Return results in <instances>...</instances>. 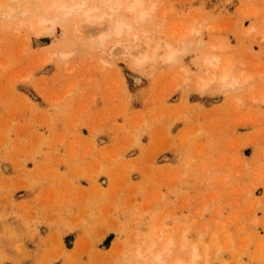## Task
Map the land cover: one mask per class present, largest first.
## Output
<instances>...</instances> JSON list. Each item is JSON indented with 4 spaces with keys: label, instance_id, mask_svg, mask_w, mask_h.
I'll use <instances>...</instances> for the list:
<instances>
[{
    "label": "rangeland",
    "instance_id": "1",
    "mask_svg": "<svg viewBox=\"0 0 264 264\" xmlns=\"http://www.w3.org/2000/svg\"><path fill=\"white\" fill-rule=\"evenodd\" d=\"M29 1L0 0V264H157L148 248L169 238L171 264L187 263L184 232L211 246L209 264H264V74L238 92L200 87L213 55L264 72V1L145 0L153 18L133 32L190 47L143 67L108 53L115 39L100 52L80 14L60 24L53 2L86 0ZM45 14L51 34L33 26Z\"/></svg>",
    "mask_w": 264,
    "mask_h": 264
},
{
    "label": "bare ground",
    "instance_id": "2",
    "mask_svg": "<svg viewBox=\"0 0 264 264\" xmlns=\"http://www.w3.org/2000/svg\"><path fill=\"white\" fill-rule=\"evenodd\" d=\"M10 0H7V3L9 2ZM11 1H14V0H11ZM20 1H22V0H20ZM32 1V0H31ZM31 1H29V2H31ZM35 1H37V0H35ZM41 1H43V0H41ZM60 1V0H59ZM87 1V0H86ZM86 1H84L82 4H74V5H71V6H69V5H67L65 2H62V3H60L59 4V2L57 3V2H53L54 3V5H57V6H54L53 4V6H52V9H54V7H57V11L59 12V13H61V15H58V14H56V13H58V12H56V13H54L55 12V10L52 12V11H50V12H52V13H54L55 15H58V18H59V16H60V18L61 17H63V19L61 18V21L63 20H65V21H68L69 19V17L70 16H73L74 14L76 15V17H77V14H80V16L79 17H82L84 20V22H82V23H85L84 25L82 24V23H77L76 25H80V26H82L83 27V29L84 30H91L92 31V34L94 35V37H96V38H94L95 39V41H96V44L95 45H97L96 46V48L99 46L100 48L98 49L100 52L102 51L103 52V50H105L106 49V46H107V43H108V41H110V40H112V39H115V41L113 42L114 43V45H111L106 51L108 52V53H110L111 55H113V53H114V51L113 50H115L116 49V47H118V48H121L122 49V51L124 50V52H127V54L128 53H131V56L133 55L134 57H136V58H134L136 61V64L138 65V66H142V65H144L149 59L151 60V61H154V60H152V59H161V58H164V62H167V63H175V62H177V59L179 58V56L186 50V49H188L190 46L188 45V42L186 41L187 39L186 38H184L185 40H182V41H185V42H182V41H179L180 42V44H181V42H182V45H180L179 44V47H177L178 46V43L177 44H173L172 42H161V41H157L156 43H154L153 44V40H154V38H155V36H152V35H150V34H148L147 32H143V28L145 27H143L142 28V33H141V28H140V30H136V31H140V33L141 34H139L138 32H133V31H135L134 29H135V26H136V24H139V23H141L142 24V26L144 25V23L146 24H148V18L150 17L151 19L153 18V17H151V13L153 12L154 13V10H155V5H153V4H150L149 6H147L148 4L145 2V0H129V2L126 4V6H124L123 5V2L121 1V3H120V1L118 0V1H116V0H103L101 3H100V5H102V7H100V6H98V5H95V4H87L88 2H86ZM264 0H262L261 2H263ZM5 2H6V0H5ZM15 2H17V0H15ZM48 1H46V3L45 4H47V5H49L48 3H47ZM51 2V1H50ZM67 2V1H66ZM126 2V1H125ZM24 3H26V2H24ZM36 3H38V2H36ZM42 3V2H41ZM55 3H57V4H55ZM103 3V4H102ZM9 4V3H8ZM12 4V3H11ZM15 4V3H14ZM21 4V3H20ZM32 4V3H31ZM262 4V3H261ZM19 5V4H18ZM22 5V4H21ZM30 5V4H29ZM40 5V4H39ZM46 5V6H47ZM264 5V4H263ZM9 6V5H8ZM28 6V5H27ZM27 6H25V7H27ZM35 6V5H34ZM50 6V5H49ZM15 7H17V6H15ZM22 7V6H21ZM21 7H18V8H21ZM38 7V6H37ZM43 7V5L41 6V8ZM254 7V6H253ZM252 7V9H254L255 10V12L253 11V12H249L252 16L251 17H253V15L255 16V15H257L258 14V10L259 9H262V8H256V6H255V8H253ZM17 8V9H18ZM22 8H24V7H22ZM34 8H36V7H34ZM39 8V7H38ZM44 8V7H43ZM126 9V11H128V12H130V14H135L136 16V20L137 21H135V23H134V20H133V23L132 22H130V20L128 21V20H126V19H121L120 17H119V13H120V11L122 10V9ZM4 9H6V7L4 8ZM9 9V8H8ZM17 9H16V11H17ZM40 9V8H39ZM45 9H46V7H45ZM51 9V8H50ZM49 9V10H50ZM51 9V10H52ZM263 9H264V7H263ZM263 9H262V14H263ZM7 10V9H6ZM30 10V9H29ZM46 10H48V8L46 9ZM246 10V9H245ZM250 10V9H249ZM257 10V11H256ZM11 12L13 11V9L12 10H10ZM36 11H38V10H36ZM39 11H41V10H39ZM38 11V12H39ZM125 11V10H124ZM252 11V10H251ZM260 11V10H259ZM20 12V11H19ZM22 12L23 11H21L20 12V14H22ZM38 12H36V14L38 13ZM44 12V11H43ZM49 12V11H48ZM261 12H259V13H261ZM10 13V12H9ZM15 13V12H14ZM18 13V12H17ZM23 13H25V16H27L28 17V15L26 14V12H23ZM33 13V12H32ZM152 13V14H153ZM248 12H247V14H248V16H250V14H249ZM4 14V13H3ZM5 14H7V13H5ZM12 14V13H11ZM16 14V13H15ZM47 14V13H46ZM45 14V15H46ZM53 14V15H54ZM245 14H246V12H245ZM38 15V14H37ZM44 15V14H43ZM74 15V16H75ZM7 16V15H6ZM9 17H11L10 15H8ZM7 16V17H8ZM19 18H20V20L18 19V17H17V20H19V22H23V21H21L22 19H21V17H23V16H19V15H17ZM24 16V17H25ZM31 16V15H30ZM35 16V15H34ZM33 16V17H34ZM41 16V15H40ZM47 16V15H46ZM51 15L49 14V17H50ZM247 16V17H248ZM258 16V15H257ZM261 16V15H260ZM6 17V18H7ZM13 17V16H12ZM23 17V18H24ZM26 17V18H27ZM32 17V18H33ZM49 17L47 16V18L49 19ZM56 17V16H55ZM53 17L52 16V18L51 19H47V18H43V17H41V18H39L38 19V17H36V19H38L39 21H37V22H35L36 20H33L36 24V26L35 25H33L34 27H36L37 28V30H38V32H43V34H44V31H45V34H51L54 30H52L53 28H54V25L56 24V23H58V18L56 17ZM78 17V18H79ZM130 17V16H129ZM133 17V16H132ZM131 17V18H132ZM256 17V16H255ZM1 18H3V17H1ZM60 18H59V21H60ZM71 18V17H70ZM249 18V17H248ZM10 19V18H9ZM8 18H7V20H9ZM67 19V20H66ZM255 19H257V18H255ZM261 19V18H260ZM6 20V21H7ZM82 20V19H81ZM131 20V21H132ZM61 21H60V24H61ZM62 21V23L64 24L65 22H63ZM152 21V20H151ZM261 21V24H262V21H264V18L262 17V20H260ZM8 22V21H7ZM11 22H12V19H11ZM16 22V21H15ZM18 22V23H19ZM25 22V21H24ZM22 23V24H24V28L26 27L25 26V23ZM27 22H29L28 24H29V26H30V23H32V22H30V21H27ZM33 22V23H34ZM48 22H51V24H49V25H47V23ZM259 22V21H258ZM32 23V24H33ZM10 24V23H9ZM32 24H31V26H32ZM82 24V25H81ZM140 24V25H141ZM257 24V23H256ZM51 25V26H50ZM255 25V24H254ZM257 25H259V24H257ZM263 25H264V23H263ZM263 25H261V27L260 28H262V26ZM51 28H49V27ZM23 28L22 27V25H20V23H19V28ZM81 27V28H82ZM264 27V26H263ZM27 28H29V30H30V32L34 29V28H30V27H28L27 26ZM27 28H25V30L27 31ZM35 28V29H36ZM138 28V27H137ZM250 28H252V27H250ZM35 29H34V31L33 32H37V30L35 31ZM200 28H198L197 30H199ZM253 29H255V31L253 30ZM253 29H251V31L253 30L254 32H256L257 33V31L258 30H256V28H253ZM15 30H16V28H15ZM146 30V29H145ZM191 30V33L192 34H190L189 33V35L188 36H190V35H194V34H196L197 35V33L198 34H200V32L199 31H197V30H193L192 28L190 29ZM47 31V32H46ZM51 32V33H49V32ZM193 31H197V33H193ZM250 30L248 31V34L251 32ZM252 31V32H253ZM16 32L17 33H19L18 32V30H16ZM190 32V31H189ZM253 32V34H255ZM262 32V31H261ZM260 32V33H261ZM32 33V32H31ZM89 33V32H88ZM259 33V36L258 35H256V37L258 38L257 40H259V42L261 43V45L264 47V30H263V32L260 34ZM36 34H38V33H36ZM40 35L42 34V33H39ZM38 34V35H39ZM248 34H247V37H248ZM252 34V35H253ZM252 35H251V37H252ZM16 36H18V35H16ZM15 36V37H16ZM245 37H246V35H244ZM19 37V36H18ZM184 37V36H183ZM255 37V38H256ZM23 38V37H22ZM127 38L129 39V40H127ZM157 38V37H156ZM254 38V37H253ZM183 39V38H182ZM256 40V39H255ZM126 41H128V43H124V42H126ZM28 42V41H27ZM26 43V42H25ZM152 44V45H151ZM26 45H28V44H26ZM151 46H153L152 48H150ZM181 47V48H180ZM147 48H150V52L149 53H147L148 52V49ZM162 48H164L163 50L165 51V55L164 56H162V53H163V50H162ZM179 48V49H178ZM216 48H218L219 50H223V51H229V47L228 46H226V43H220V45H218ZM147 49V50H146ZM217 49V50H218ZM105 51V52H106ZM147 51V52H146ZM68 53V54H67ZM67 53H63L62 54V56H64V54H67V58H68V55L69 56H71V53L69 54V52H67ZM66 56V55H65ZM162 56V57H161ZM231 57L232 56H229V57H226L225 59H222V57L220 56V55H213V56H211V57H208L207 59H206V62H207V66H208V70H207V72H206V75L207 76H209V77H207V78H204L201 82H200V87L202 88V89H206V88H208L209 86H211L212 84H216V82H218V84H221V85H223V86H227V87H230V88H232V89H234V91L236 90L237 92H238V89L240 90V88L242 87V86H245V84H250V83H252V82H255L256 80H260V82H261V76H262V74H264V72L262 73H260V72H258L257 71V75L255 76V75H252V73L251 74H249V75H247L246 74V72H242L241 74H239V70H237L238 69V66L239 65H236L235 64V60L233 61V59H234V57H232L233 59H231ZM252 57H253V55H252ZM255 57V56H254ZM236 58V57H235ZM255 59V58H254ZM263 59V58H262ZM149 60V61H150ZM163 60V59H162ZM241 64H242V62L241 61H239ZM238 62V63H239ZM239 63V64H240ZM248 63V62H247ZM255 63V62H254ZM147 64V63H146ZM171 64V65H172ZM240 64V65H241ZM245 64V63H244ZM249 64V63H248ZM252 64V63H251ZM171 65H169V66H171ZM174 65V64H173ZM172 65V66H173ZM252 65H254V64H252ZM138 66H136L137 68H139ZM244 66V65H243ZM243 66H241V67H243ZM143 67V66H142ZM142 67H140V68H142ZM245 67V66H244ZM249 67H251V65H249ZM246 68V67H245ZM244 68V69H245ZM252 68V67H251ZM256 68H257V65H256ZM247 69V68H246ZM261 70V69H260ZM263 71H264V69H262ZM249 71V70H248ZM250 72V71H249ZM255 72V70L253 71V73ZM255 74V73H254ZM264 76V75H263ZM264 78H262V80H263ZM264 82V80L262 81V83H260V84H264L263 83ZM217 85V84H216ZM219 86V85H218ZM223 86H221V87H223ZM253 86V85H252ZM250 86L251 88H249V87H246L247 89H253V90H257V89H254L253 87L255 86ZM224 87V88H225ZM243 88V87H242ZM259 88V87H258ZM261 89H262V87H261ZM260 89V90H261ZM243 90H245V89H243ZM253 90H252V92H253ZM231 91V90H230ZM241 91V90H240ZM249 91V90H248ZM263 91H264V89H263ZM236 92V93H237ZM249 92H251V91H249ZM257 93V92H256ZM233 94H234V92H233ZM254 94V93H253ZM236 96H237V94H236ZM235 96V97H236ZM239 96V95H238ZM235 97H234V99H235ZM241 97V96H240ZM253 97V96H252ZM264 97V96H263ZM262 97V95H261V98H262V100L261 99H259V100H261V101H263L264 102V98ZM237 98V97H236ZM241 99V98H240ZM240 99H235L236 100V102L235 103H237V101L238 100H240ZM257 100V99H256ZM259 100H257L258 102H259ZM239 102V101H238ZM262 102V103H263ZM235 103H233V105L235 104ZM240 103H242V102H240ZM256 103V102H255ZM261 103V102H260ZM236 106H237V109H238V105L237 104H235ZM235 106V107H236ZM225 162V161H224ZM251 193V192H250ZM224 228V227H223ZM216 233V232H215ZM214 235V234H213ZM212 235V236H213ZM182 240H181V243H180V245L178 246V249H179V251H180V253H183L184 255H185V250L187 249V263H185V261L184 260H177V261H174V263L173 264H202V260H204L205 262H204V264H209V260H208V251L210 250V247L211 246H205L203 249H202V247L199 245L200 244V240H199V243L198 244H194V243H192V241H191V239H188L187 238V236H186V232H184L183 234H182ZM199 239V238H198ZM212 240V239H211ZM227 240V239H226ZM230 240H232V239H230ZM229 240V241H230ZM196 242H198V241H196ZM211 241H209V243H210ZM233 242V241H232ZM203 243V242H202ZM216 243V241H214V243L213 244H215ZM227 244H229V243H227ZM217 245V244H216ZM215 245V246H216ZM225 245H226V242H225ZM232 246H233V244H231ZM176 246H175V244L173 243V239L172 238H169V239H167V241H166V243L163 245V247L161 248V250H159V251H157V252H154V246L153 247H150V248H148V251L150 252V253H153V255H154V259H155V261L157 262V264H171L172 263V254H173V252H174V248H175ZM220 246H217V247H215L216 248V253H219V252H222L221 251V249L219 248ZM219 248V249H218ZM233 249V248H232ZM261 250H262V248H260ZM140 250V249H139ZM243 250V249H242ZM235 251V250H234ZM263 251V250H262ZM136 253L138 254V249H137V251H136ZM262 253H264V252H262ZM234 254L236 255V253L234 252ZM220 255V254H219ZM210 258V257H209ZM211 259V258H210ZM168 261H169V263H168ZM237 261V260H236ZM239 262V261H238ZM237 263V262H236ZM240 263V262H239ZM240 264H243V263H240Z\"/></svg>",
    "mask_w": 264,
    "mask_h": 264
}]
</instances>
